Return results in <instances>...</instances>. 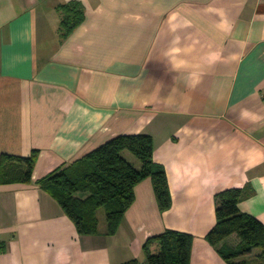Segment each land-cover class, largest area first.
<instances>
[{"label": "crops", "instance_id": "1", "mask_svg": "<svg viewBox=\"0 0 264 264\" xmlns=\"http://www.w3.org/2000/svg\"><path fill=\"white\" fill-rule=\"evenodd\" d=\"M73 1L85 17L64 38L60 7ZM140 134L171 207L148 179L114 236L102 218L79 234L41 181ZM33 151L30 183L0 176V264H147L144 244L166 230L193 236L190 264H228L218 250L238 236L206 239L217 195L242 190L241 212L264 224V0H0V170Z\"/></svg>", "mask_w": 264, "mask_h": 264}, {"label": "trees", "instance_id": "2", "mask_svg": "<svg viewBox=\"0 0 264 264\" xmlns=\"http://www.w3.org/2000/svg\"><path fill=\"white\" fill-rule=\"evenodd\" d=\"M63 37H67L82 24L85 11L81 3L73 1L60 7ZM129 153L139 167L126 157ZM39 153L29 158L3 156L1 182L30 183ZM151 180L158 207L164 212L171 207L172 198L166 171L154 161V141L149 135H120L53 173L41 181L42 188L61 206L81 235L99 233L97 212L105 210L107 234L114 236L127 210L133 205L135 187ZM83 195V197H81ZM217 223L206 239L213 247L237 235L240 247L235 250L220 248L219 254L228 264H252L248 257L258 250L256 260L264 264V224L239 208L242 190L229 189L217 195ZM193 236L166 230L146 241L143 251L147 264H190ZM124 264H140L132 260Z\"/></svg>", "mask_w": 264, "mask_h": 264}, {"label": "rangeland", "instance_id": "3", "mask_svg": "<svg viewBox=\"0 0 264 264\" xmlns=\"http://www.w3.org/2000/svg\"><path fill=\"white\" fill-rule=\"evenodd\" d=\"M134 159V158H133ZM135 161H137L136 159H134ZM137 163H138V161H137ZM136 163V164H137ZM81 197H83V195H81ZM97 217L98 218H102V219H106V216H105V210H104V208H101L100 210H98V212H97ZM257 257H256V255H253V256H249L248 257V260H249V262L251 261H253L254 259H256ZM238 260H240V258L238 259Z\"/></svg>", "mask_w": 264, "mask_h": 264}]
</instances>
